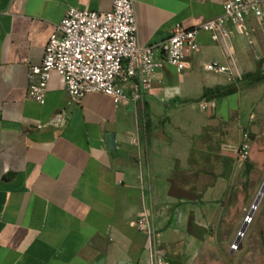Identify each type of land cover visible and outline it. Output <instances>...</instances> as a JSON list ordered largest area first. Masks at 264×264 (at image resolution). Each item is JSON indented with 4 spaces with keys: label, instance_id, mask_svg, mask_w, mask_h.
Here are the masks:
<instances>
[{
    "label": "crops",
    "instance_id": "obj_1",
    "mask_svg": "<svg viewBox=\"0 0 264 264\" xmlns=\"http://www.w3.org/2000/svg\"><path fill=\"white\" fill-rule=\"evenodd\" d=\"M133 1L139 42L162 61L176 23L197 26L222 14L226 0ZM112 5L0 0V264H180L226 210L243 163L237 149L263 109L259 83L243 77L257 66L233 26L234 39L202 31L183 71L164 61L143 102L88 92L66 106L57 73L43 104L29 95V65L41 64L67 10ZM211 62L228 64L235 80L207 72ZM62 109L66 124H47ZM143 208L153 217L156 257L136 226Z\"/></svg>",
    "mask_w": 264,
    "mask_h": 264
},
{
    "label": "built area",
    "instance_id": "obj_2",
    "mask_svg": "<svg viewBox=\"0 0 264 264\" xmlns=\"http://www.w3.org/2000/svg\"><path fill=\"white\" fill-rule=\"evenodd\" d=\"M223 8L222 14L197 26L176 23L162 44L165 58L158 61L154 57L155 46H142L139 42L133 0H113L111 9L105 12L71 7L55 26L41 64L29 65V95L43 104L51 75L57 73L68 95L66 106L79 103L88 92L105 93L116 103L128 98L135 103L143 102L144 95L153 88L156 70L164 61L179 72L187 67L185 59L199 49L198 37L202 31L209 32L215 40L234 39L233 26L238 35L254 45L255 36L264 25V0H226ZM204 69L223 74L231 82L235 80L228 64L211 62ZM208 105L204 102L202 106ZM66 122L67 112L62 109L47 124L61 127ZM250 151L251 141L245 133L237 149L238 160L248 159ZM136 226L146 234L156 257V229L146 208L141 210ZM156 261L165 264L161 258Z\"/></svg>",
    "mask_w": 264,
    "mask_h": 264
},
{
    "label": "rangeland",
    "instance_id": "obj_3",
    "mask_svg": "<svg viewBox=\"0 0 264 264\" xmlns=\"http://www.w3.org/2000/svg\"><path fill=\"white\" fill-rule=\"evenodd\" d=\"M241 38L251 53L250 61L257 66L256 81L263 109L249 126L247 134H253L250 155L235 170L224 214L213 225L211 236L186 252L180 264H264V194L257 208L250 213L264 185V31L257 33L254 45L238 37ZM227 101L236 108L239 97L231 95ZM221 111L226 113V108ZM244 223L248 226L239 247L236 238ZM158 240L169 241L162 235Z\"/></svg>",
    "mask_w": 264,
    "mask_h": 264
},
{
    "label": "water",
    "instance_id": "obj_4",
    "mask_svg": "<svg viewBox=\"0 0 264 264\" xmlns=\"http://www.w3.org/2000/svg\"><path fill=\"white\" fill-rule=\"evenodd\" d=\"M111 139L113 140V135H111ZM262 187H263V186H262ZM263 192H264V191H263V189L261 188L260 191H259V193H258V195H257V198H256V200H255V202H254V204H253V206H252V208H251V212H250V213H253L254 210L256 209V207L258 206V204H259V202H260V200H261V198H262V196H263L262 194H264ZM247 226H248L247 223H244V224L242 225V227H241V229H240V231H239V233H238V236H237V238H236V242L238 243L239 247H241L242 236L244 235L245 231L247 230ZM95 264H104V260L101 259L100 261L95 262Z\"/></svg>",
    "mask_w": 264,
    "mask_h": 264
},
{
    "label": "trees",
    "instance_id": "obj_5",
    "mask_svg": "<svg viewBox=\"0 0 264 264\" xmlns=\"http://www.w3.org/2000/svg\"><path fill=\"white\" fill-rule=\"evenodd\" d=\"M243 77H244V78H248V79H256V80H258V79L256 78V73H252V72H248V73H246ZM252 135H253V134H250V136H249L250 141H251V137H253Z\"/></svg>",
    "mask_w": 264,
    "mask_h": 264
},
{
    "label": "bare ground",
    "instance_id": "obj_6",
    "mask_svg": "<svg viewBox=\"0 0 264 264\" xmlns=\"http://www.w3.org/2000/svg\"><path fill=\"white\" fill-rule=\"evenodd\" d=\"M262 189H263V191H264V185H263V187H262ZM264 193V192H263ZM263 195V194H262ZM257 208V207H256Z\"/></svg>",
    "mask_w": 264,
    "mask_h": 264
}]
</instances>
